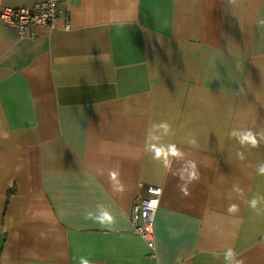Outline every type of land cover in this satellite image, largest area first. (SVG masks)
<instances>
[{
	"label": "crops",
	"instance_id": "obj_1",
	"mask_svg": "<svg viewBox=\"0 0 264 264\" xmlns=\"http://www.w3.org/2000/svg\"><path fill=\"white\" fill-rule=\"evenodd\" d=\"M58 1L35 37L0 21V264H264V141L230 135L264 134V0ZM149 186L154 249L131 222Z\"/></svg>",
	"mask_w": 264,
	"mask_h": 264
},
{
	"label": "built area",
	"instance_id": "obj_2",
	"mask_svg": "<svg viewBox=\"0 0 264 264\" xmlns=\"http://www.w3.org/2000/svg\"><path fill=\"white\" fill-rule=\"evenodd\" d=\"M61 11L58 0H39L29 6L4 7L0 10V21L15 27L22 37L27 35L35 37L31 28L34 26H52ZM69 27L70 22L67 20L66 28ZM160 192L159 187L149 186L147 194L138 198L134 203L131 214L135 233L140 235L152 249L155 248L154 222L159 206Z\"/></svg>",
	"mask_w": 264,
	"mask_h": 264
},
{
	"label": "clouds",
	"instance_id": "obj_3",
	"mask_svg": "<svg viewBox=\"0 0 264 264\" xmlns=\"http://www.w3.org/2000/svg\"><path fill=\"white\" fill-rule=\"evenodd\" d=\"M153 127L162 128L164 130L165 134L168 133L169 128H170V126L167 122H161L158 125H153ZM230 135L235 136L238 139L239 143L245 147L251 146V147L255 148V147L259 146L260 141H264V134L254 132L251 129L245 131L243 135H237V133L235 131L231 132ZM258 137H259V140H258ZM153 150L158 151V149H156L155 147ZM168 152L172 156H179L180 155L179 150L175 148V145H169L168 146ZM237 156L241 160L244 159V155L242 152H238ZM257 172L260 175H264V163L258 165ZM185 173L187 175V179L183 184H180L179 187H180V191L185 196H187L189 194L188 185L191 184L193 181H198L200 179V174H199V171L197 169L196 163L194 161L189 162V167L185 169ZM109 175H110L111 179L113 181H115L117 179L118 173L115 171H110ZM180 179L182 181L185 180V176L181 175ZM248 204L258 214L261 212H264V208L258 207V205H264V196H261V197H255L254 196L253 198H251L248 201ZM237 211H238V208L236 205H231L228 208V212H230V213H234ZM87 215L89 218H92L94 216V213L88 212ZM95 219L99 222V224L101 226L111 227L114 223L113 216L107 210L103 211L98 216L95 215ZM223 256H224V260H225L226 264H245L243 258L237 259L236 253L232 248H228L223 253ZM81 264H88V261L84 260L82 258Z\"/></svg>",
	"mask_w": 264,
	"mask_h": 264
},
{
	"label": "snow or ice",
	"instance_id": "obj_4",
	"mask_svg": "<svg viewBox=\"0 0 264 264\" xmlns=\"http://www.w3.org/2000/svg\"><path fill=\"white\" fill-rule=\"evenodd\" d=\"M153 203H155V202H153Z\"/></svg>",
	"mask_w": 264,
	"mask_h": 264
}]
</instances>
